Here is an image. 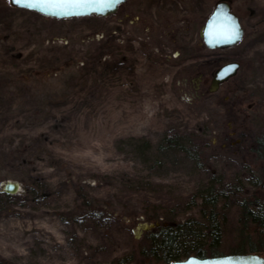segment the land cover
I'll list each match as a JSON object with an SVG mask.
<instances>
[{
  "label": "rangeland",
  "instance_id": "obj_1",
  "mask_svg": "<svg viewBox=\"0 0 264 264\" xmlns=\"http://www.w3.org/2000/svg\"><path fill=\"white\" fill-rule=\"evenodd\" d=\"M156 1L56 18L0 0V186L22 185L0 191V264H160L142 252L148 230L204 222L212 182L223 189L264 165V0H228L245 33L215 51L165 6L150 33L131 26ZM162 1L184 4L199 28L221 0ZM233 60L237 73L211 90ZM239 198L220 203L231 205L223 254L238 242Z\"/></svg>",
  "mask_w": 264,
  "mask_h": 264
},
{
  "label": "trees",
  "instance_id": "obj_2",
  "mask_svg": "<svg viewBox=\"0 0 264 264\" xmlns=\"http://www.w3.org/2000/svg\"><path fill=\"white\" fill-rule=\"evenodd\" d=\"M175 138H165L167 146H175ZM258 153L264 158V137L256 140ZM195 152H200L193 150ZM198 156L199 153H197ZM248 187L253 189L248 190ZM246 193V195H242ZM205 207V221L193 217L184 221L169 220L160 222L147 231L148 245L142 252L147 257H155L160 264H172L175 260L190 255L207 257L221 255L225 237L227 214L230 202L220 204L224 199L240 196L239 238L234 252L259 251L264 244V165L251 177L230 182L226 188L218 189L215 184L207 187L202 195ZM229 197V198H228ZM258 235L254 239V235ZM145 257V256H144ZM134 256L119 257L116 264H131Z\"/></svg>",
  "mask_w": 264,
  "mask_h": 264
},
{
  "label": "water",
  "instance_id": "obj_3",
  "mask_svg": "<svg viewBox=\"0 0 264 264\" xmlns=\"http://www.w3.org/2000/svg\"><path fill=\"white\" fill-rule=\"evenodd\" d=\"M11 3L17 7L26 8L23 6L25 0H21V3H17L16 0H10ZM125 0H111V6H106L103 8L92 9H80L73 10L79 11V15H52L51 12H39L46 16L65 18L72 16H86L91 14L97 15H109L115 12L118 5ZM28 9V8H27ZM235 31L238 33V38L231 37V33ZM245 33V29L242 25L240 17L233 11L231 3L228 0H221L216 4V7L212 14L207 19L202 31L201 36L204 39L206 45L209 48H225L233 46L239 43ZM240 67V62L237 60L229 61L221 65L215 72L211 81V90H216L220 83L229 79L231 76L235 75ZM22 188V185L18 181L7 180L3 182L0 186V191L15 194L18 193ZM155 224L144 222L141 224V228L149 229ZM139 234V230H136ZM208 261L211 264L215 262H231V264H264V256L258 251L249 252H233L228 254L199 257L196 255H190L181 260H175L172 264H189L190 261Z\"/></svg>",
  "mask_w": 264,
  "mask_h": 264
},
{
  "label": "flooded vegetation",
  "instance_id": "obj_4",
  "mask_svg": "<svg viewBox=\"0 0 264 264\" xmlns=\"http://www.w3.org/2000/svg\"><path fill=\"white\" fill-rule=\"evenodd\" d=\"M128 0H125L124 2H122V3H120L119 5H118V7H117V9L115 10V14H121V13H123L124 12V8H123V5L127 2ZM153 5H157V6H161L160 8H157V6H155L156 7V9H155V7H154V10L153 11H151L152 13L151 14H149V15H145L143 12H142V14L143 15H141L140 13H138V14H131V16H130V14L128 13V16L127 17H131L128 21H129V23H131L132 25L131 26H140V28H143V29H147L148 30V32L150 33V30H153V29H156L158 26H159V24H161V23H159V20H161L162 19V13L160 12L161 11V9L165 6V8H163V11H170V10H173V11H176V12H180L181 13V18L179 19L180 21L178 22V24H180V26L179 25H175L174 24V26L175 27H177V28H179V29H183V30H186V31H191L192 29H196L197 30V33H199V29H200V35H201V31H202V29H203V27H204V25H205V23H206V21H207V19L209 18V16L212 14V12L214 11V9H215V7H216V4H214V7H213V10L210 12V13H208V15H207V17H206V19H205V21L201 24V26L198 28V26H197V22L194 20V16H192L191 15V12L188 10L187 11V14H183L182 12H186V10L188 9V7H186L184 4L183 5H180V8L179 7H176V4H175V2H170V3H168V5H170V6H173V7H170V8H167L166 7V2L164 3L162 0L160 1V2H158V1H156V2H153L152 3ZM179 4H180V2H179ZM182 11V12H181ZM145 16V17H144ZM119 21H122V19H119ZM182 22V23H181ZM183 23H185V24H183ZM156 27V28H155ZM149 38L151 37L150 36V34H148L147 35ZM196 48L198 49V47H199V45H200V42H199V40L197 39L196 40ZM202 44L204 45V47H207L208 49H210V50H212V51H215V49L216 48H209L207 45H206V43H205V41H204V39L202 40ZM177 51H176V53H175V55H179V54H182L183 53V50L180 48V49H176ZM214 54V53H213ZM211 56H215V55H211ZM238 61V60H237ZM194 62V61H193ZM209 62H215V59H213V58H209ZM229 62V61H228ZM224 63H226V62H224ZM223 63V64H224ZM223 64H221V65H223ZM221 65H219L218 67H216L215 69H214V71H213V76H214V74H215V72H216V70L221 66ZM197 73L199 74V69L197 70ZM201 75H204V73H201ZM213 76H212V78H213ZM220 85H221V83H220ZM220 85H219V87H220ZM218 87V88H219ZM217 88V89H218Z\"/></svg>",
  "mask_w": 264,
  "mask_h": 264
},
{
  "label": "snow or ice",
  "instance_id": "obj_5",
  "mask_svg": "<svg viewBox=\"0 0 264 264\" xmlns=\"http://www.w3.org/2000/svg\"><path fill=\"white\" fill-rule=\"evenodd\" d=\"M16 2L21 3V0H16ZM23 6L39 12H51L52 15H79L81 14L79 11L73 10H95L111 6V0H25ZM231 37L238 38V33L233 31ZM189 264H211V262L193 260ZM215 264H225V262H215Z\"/></svg>",
  "mask_w": 264,
  "mask_h": 264
}]
</instances>
